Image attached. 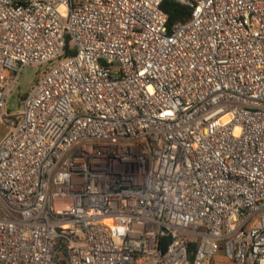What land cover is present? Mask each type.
Here are the masks:
<instances>
[{
	"label": "built area",
	"instance_id": "1",
	"mask_svg": "<svg viewBox=\"0 0 264 264\" xmlns=\"http://www.w3.org/2000/svg\"><path fill=\"white\" fill-rule=\"evenodd\" d=\"M174 1L0 0V264H264V0Z\"/></svg>",
	"mask_w": 264,
	"mask_h": 264
},
{
	"label": "rangeland",
	"instance_id": "2",
	"mask_svg": "<svg viewBox=\"0 0 264 264\" xmlns=\"http://www.w3.org/2000/svg\"><path fill=\"white\" fill-rule=\"evenodd\" d=\"M58 63L57 59L52 60L50 63L41 66H25L21 69L18 76L17 86L14 92L10 95L7 100V108L9 110H17L21 107L20 99L22 95L29 92L36 78L42 75L48 67H51ZM5 127L3 122L0 120V137L4 134ZM224 260V261H222ZM220 260V264H235L226 259Z\"/></svg>",
	"mask_w": 264,
	"mask_h": 264
},
{
	"label": "trees",
	"instance_id": "3",
	"mask_svg": "<svg viewBox=\"0 0 264 264\" xmlns=\"http://www.w3.org/2000/svg\"><path fill=\"white\" fill-rule=\"evenodd\" d=\"M161 8L167 13V24L169 26L176 22L186 21L191 10L189 5L174 0H163Z\"/></svg>",
	"mask_w": 264,
	"mask_h": 264
}]
</instances>
